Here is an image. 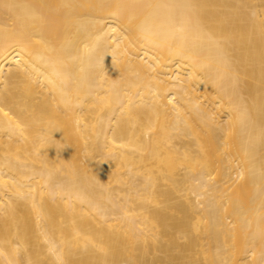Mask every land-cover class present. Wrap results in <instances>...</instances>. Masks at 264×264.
Here are the masks:
<instances>
[{
  "label": "bare ground",
  "instance_id": "6f19581e",
  "mask_svg": "<svg viewBox=\"0 0 264 264\" xmlns=\"http://www.w3.org/2000/svg\"><path fill=\"white\" fill-rule=\"evenodd\" d=\"M0 264H264V0H0Z\"/></svg>",
  "mask_w": 264,
  "mask_h": 264
}]
</instances>
